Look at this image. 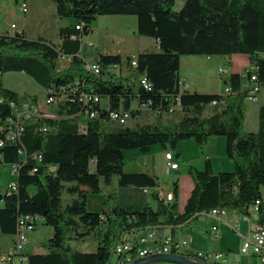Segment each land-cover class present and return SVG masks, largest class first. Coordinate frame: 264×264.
I'll list each match as a JSON object with an SVG mask.
<instances>
[{"label": "trees", "instance_id": "obj_1", "mask_svg": "<svg viewBox=\"0 0 264 264\" xmlns=\"http://www.w3.org/2000/svg\"><path fill=\"white\" fill-rule=\"evenodd\" d=\"M50 1L57 16L75 21L72 27L59 28V44L43 36L30 38L23 29L0 33V163L16 166L15 189L0 188V248L1 236L13 235L18 217L25 214L39 215L51 227L47 240L26 252L25 264H110L125 232L138 234L155 226L173 229L214 208L244 216L253 209L254 221L264 226V102L258 106L256 131L243 129L254 88L244 86V80L254 75L251 81L264 87V0H184L178 10L170 7L175 0ZM116 14L135 15L136 33L155 39L158 49L138 52L135 67L130 66L129 56L98 51L94 58L102 71L95 75L84 67L81 39L99 15ZM236 53L246 54L252 68L223 78L229 92L180 89L181 55ZM62 56L69 61L58 69L56 60ZM111 64L119 65L117 74L106 73ZM124 68L127 72L122 74ZM8 71L25 73L47 93L61 91L64 98L57 101V107L62 115H32L17 138L6 139L4 123L14 110L29 104L39 112L35 95H19L3 85L1 76ZM142 77L148 88L141 85ZM84 93L99 100L85 103L80 98ZM177 98L182 117L162 124L163 114ZM213 100L215 104H211ZM134 101H149L147 108L155 114V121L109 125L104 116L108 110L130 109L134 115ZM207 107L211 113L204 115ZM89 111H97L99 116L89 119ZM212 135L225 138V154L233 169L213 171L208 158L202 169L189 164L193 186L182 210L178 209L177 180L171 184L170 201L152 191L155 207L107 206L104 201L100 211L86 208L88 194L100 192L101 181L109 185L114 176L118 186L159 185L157 176L149 171L123 170L124 149L146 153L156 144L173 149L189 138L202 148ZM87 238L96 239L95 251L71 246V241ZM182 254L205 263L192 250L184 249Z\"/></svg>", "mask_w": 264, "mask_h": 264}, {"label": "rangeland", "instance_id": "obj_2", "mask_svg": "<svg viewBox=\"0 0 264 264\" xmlns=\"http://www.w3.org/2000/svg\"><path fill=\"white\" fill-rule=\"evenodd\" d=\"M7 1H9L7 3ZM6 2L1 3L0 7H13L12 1L7 0ZM39 0H26L27 7L29 8L28 12H23V15L26 17H30V15L34 14L35 7H37ZM48 3L51 4V7H54V4L50 0ZM184 0H175L174 4L170 7L174 10H178L182 5ZM44 16H51L50 20H52L53 24H68L72 23L73 19L69 17H60L53 13L50 15V8H45ZM92 24L93 33L85 39L86 47H89L88 40H94L96 44L101 42V45H98L99 51L102 50L109 51L110 48H116L117 46L124 45L125 48L134 47V43L131 45V35H138L136 30V17L135 15H99ZM107 21V22H106ZM16 24L17 21L14 20ZM110 23V26L114 28L113 36H105V25ZM16 29H9V31L14 32ZM90 33V32H89ZM86 36V35H85ZM98 37V38H95ZM126 37V39H125ZM145 39V36H143ZM143 39V38H142ZM150 39V38H148ZM49 40L55 41L57 40V35L55 33L49 36ZM152 42V40H146V43ZM147 46V50L154 51L157 48L155 45L151 44ZM143 44L145 42L143 41ZM93 47V46H92ZM104 51V52H106ZM109 53V52H106ZM234 55H243V53H236ZM63 61V65L59 64ZM87 62H91V59L87 56ZM58 65L57 68L61 69L65 64L68 63V60L64 57H59L57 59ZM127 70L124 68L122 70V74H125ZM245 72V71H244ZM3 85L11 90L16 91L19 95H35L37 98L36 104L34 106L38 109L39 112L51 115V116H61L62 111L57 107L56 103L47 104L44 101L45 90L34 81L30 76L26 75L21 71H8L4 72L1 76ZM222 89H224V84H222ZM261 90L257 93V100L255 101H247V106L253 105L259 106L264 102V87L260 88ZM135 105V103H132ZM247 108V107H246ZM145 113L140 118L139 122H150L155 121L154 113L150 111H144ZM180 110H175L170 113L171 116L178 118L180 116ZM168 113L163 114L167 115ZM154 119V120H153ZM252 115L249 113L247 118V123L244 126V131H250ZM162 123V121L160 120ZM128 123V124H127ZM127 125L124 126H132L135 125L132 119L127 121ZM167 123V122H166ZM130 124V125H129ZM165 124V123H162ZM111 125V124H109ZM137 125V124H136ZM214 137H221V135H214ZM196 145L194 140L184 139L180 140L176 147L173 149H164L159 144L154 145L149 153H143L135 148L132 149H124L123 150V161L124 167L123 170L125 172H135V171H150L155 174L158 178L159 185L163 188L164 191L168 190L173 180L176 179V173H181L182 176L188 175L187 166L188 162L184 161V158H190L193 156H199L202 154L204 146L202 148L197 145L194 146L196 148H191V144ZM207 145V144H206ZM208 148L212 149L213 145H210ZM165 151H170L173 154V157L179 163L178 172H166V161L164 158ZM179 153L178 157H175V154ZM226 159H229L225 154ZM191 165V163H190ZM202 169L203 167H199L198 169ZM233 169L232 167L229 170ZM223 171L224 169H220ZM15 181V175L11 174V169L9 165L0 163V188L3 190L4 187L9 182ZM182 182V178H181ZM101 190L98 193H89L86 199V208L90 211H100L103 207L104 201H106L107 206H111L117 203L120 206L124 207H132L139 208L142 205L150 204L154 205L155 199L152 196L153 189H148V192L142 190V188L136 186H118L117 185V177L114 176L109 185H105L102 181L100 183ZM33 191V188H32ZM226 211V210H225ZM241 219V218H240ZM215 225L217 230L219 231V235L217 237L211 233V226ZM184 229H191L195 231L198 236V240L200 243L206 246V248L211 253H220L222 254L228 262L231 263H239V264H261L260 258L257 255L251 254L250 251L247 253L240 252L241 238L239 235L249 234L250 227L249 222L243 221L242 219L238 224L231 223V225H226L223 222H220L212 217H205L203 215H198L197 217H193L189 224L184 226ZM51 234V227L43 224L42 222H38L34 229L28 230L25 232L27 244L25 246L26 250L31 251L34 247H38L42 242L47 240V238ZM3 244L2 247L9 245L11 240L10 235H5L2 238ZM71 246L77 250L92 252L95 251L97 247V241L93 238H87L84 241H71ZM113 257H111L110 264L113 262ZM17 264H25V262L17 263Z\"/></svg>", "mask_w": 264, "mask_h": 264}, {"label": "crops", "instance_id": "obj_3", "mask_svg": "<svg viewBox=\"0 0 264 264\" xmlns=\"http://www.w3.org/2000/svg\"><path fill=\"white\" fill-rule=\"evenodd\" d=\"M7 0H0L1 3L6 2ZM9 1H7L8 3ZM13 7H0V33L9 31L10 25L15 24L16 30H22L25 32V34L30 38H35L37 36H43L46 39H49V36L53 33L57 35V40L52 41L54 44L60 43V37L58 34V30L60 27L63 26H70L72 27L75 24V21L73 19V22L68 24H53L52 20H50L51 16H44L45 8H50L52 10L50 12V15L54 11V7H51V4L48 3L49 1L46 0H39L37 7H35L34 14L30 15V17H26L22 13V9L20 7L21 3L25 4V11L28 12L29 8L27 7L26 0H13L12 1ZM15 21H17L18 24H16ZM97 20V19H96ZM95 21V20H94ZM107 22V21H106ZM105 33L103 37L105 36H113L114 35V28L110 26V23H107L105 26ZM11 32V31H10ZM136 32V30H135ZM93 33V27L91 26L90 33H88L86 36H83L82 41V53L86 54L85 60H87V56L91 59V61L95 60L94 56L99 51V46L101 45V42L96 44L94 40H88V43L91 44L89 47H86L85 45V39L90 36ZM98 38V37H95ZM143 38V39H142ZM146 37L145 39L143 36L140 35H131V45L134 43V47H128L125 48L124 45L121 43V45L117 46L116 48H110L111 50L106 51L102 50L101 52H109L111 54H120L122 57L129 56V55H136L140 51L147 50V46L149 45V42L146 43V40H152L150 42L151 44L155 45V47L158 49L157 41L153 38ZM126 39V37H125ZM51 41V40H50ZM143 41L145 44H143ZM93 46V47H92ZM156 49V50H157ZM104 52V53H106ZM229 62V65H228ZM59 64H64L63 61ZM56 65H58V62L56 60ZM67 64L63 66L65 68ZM250 66L249 64V58L247 55H230V56H223V55H201V54H195V55H181L179 57V78H180V89L182 91H189V92H199V93H218L221 92L222 89V80L226 75L230 72H238V73H244V71ZM61 68V69H63ZM219 68L223 69L225 73H219ZM44 90V88H42ZM261 90V89H260ZM259 90V91H260ZM257 96V95H256ZM250 101V100H248ZM105 100H102V103H104ZM135 103L136 102H132ZM131 107H135V105L131 104ZM257 110L258 106H247L246 108V115L244 120V126L247 123L248 114L250 113L252 115V123H251V130L250 131H256L257 129ZM146 111V110H145ZM181 112V111H180ZM145 112L143 111L139 118L132 119L135 125L141 124L142 122H139L140 118L143 116ZM211 113V108L207 107L204 110V115H208ZM182 117V112L180 113V116L178 118H175L168 113L167 115L162 116L161 121L162 123H166L168 121H176L179 120ZM153 117H151L152 119ZM149 119V121H151ZM154 120V119H153ZM113 125V124H111ZM191 144V143H190ZM177 145V144H176ZM210 145H213V148H208ZM154 146V145H153ZM152 146V147H153ZM191 148H196L191 144ZM151 147V148H152ZM176 147V146H175ZM150 148V150H151ZM150 150L146 153H149ZM180 154L177 153V157ZM184 158V161L188 162L189 164L195 166L196 168L204 167L205 158H208L210 161V165L213 171H221L220 169H224L225 171H230L229 169L232 167V161L230 159H226L225 157V138L221 137H214V135L210 136L207 142V145L204 146V149L202 151V154L197 156H193L190 158ZM177 161V160H176ZM178 162V161H177ZM201 169V168H200ZM178 169L171 170L173 172H178ZM166 171V169H165ZM166 171V172H171ZM150 172V171H149ZM153 174V173H152ZM155 175V174H154ZM182 178V182H181ZM178 184V209L182 210L183 205L185 204V201L190 193V190L193 186V182L189 175L182 176L181 173H176V179ZM174 181V180H173ZM172 181V182H173ZM172 184V183H171ZM141 188V187H139ZM148 189H161L163 188L158 185L155 188H147L146 191L148 192ZM171 189V185L168 188V190ZM144 190V188H142ZM150 205V204H149ZM156 201L154 205H151L155 207ZM196 215L195 217H197ZM255 212L253 209H250V215L244 216L242 214H238L233 210H226V213L220 217V219H216L220 222H223L224 224L231 225V223L238 224L239 221L242 219L243 221L249 222L250 230L252 229L255 221ZM241 218V219H240ZM185 226V225H184ZM184 226H176L173 229H171L168 226H155V236L157 238H161L165 235H172L174 238H184L187 240V249L192 250L194 252H203V253H211L205 245L200 243L198 240V236L196 235L195 231L191 229H184ZM215 226V225H212ZM211 226V227H212ZM211 233H213L211 229ZM214 234V233H213ZM215 235V234H214ZM219 235V231L218 234ZM217 235H215L217 237ZM3 236H1V248L0 251L6 250L11 247L12 241H13V235H10L11 242L9 245H6L5 247H2L3 244ZM240 237V235H239ZM25 251H29L26 250ZM250 264V263H247ZM258 264V263H257Z\"/></svg>", "mask_w": 264, "mask_h": 264}, {"label": "built area", "instance_id": "obj_4", "mask_svg": "<svg viewBox=\"0 0 264 264\" xmlns=\"http://www.w3.org/2000/svg\"><path fill=\"white\" fill-rule=\"evenodd\" d=\"M22 11H25V4L21 3L20 5ZM78 27V26H76ZM11 29H15V24L10 25ZM19 31V30H18ZM69 61V57L62 56ZM130 59V66H136L135 55H129ZM84 67L87 71L98 75L101 73L102 68L100 64L93 60L91 62H87L85 60ZM252 68V66H250ZM106 73H115L117 74L120 71V67L118 64H111L105 68ZM219 73L223 74L225 71L219 68ZM255 78L254 75H251L250 80H244V86H254L260 90L259 86L254 82L251 81ZM140 83L144 88H148L149 84L145 77L140 79ZM180 84V82H179ZM229 86H224V89L221 93L229 92ZM64 98V94L60 91L59 94H52L45 92L44 101L47 104L56 103L57 101ZM81 100L83 102H88L89 100L98 101L99 98L91 93H84L81 95ZM252 101L257 100L251 99ZM216 103V101H211ZM149 101H142L135 105L134 111L135 114L130 109H123L119 108L116 110H108L104 116H108V123L117 125V123L121 121H128L132 118H139L140 114L147 110L148 111V104ZM180 110V102L179 98L176 99L174 103H172L167 111H175ZM150 111V110H149ZM151 112V111H150ZM41 112H35L32 108H29V104H23L21 110H14V115L8 117L5 120L4 128L6 129L5 137L8 140H13V138H17L20 134L23 124L26 120H28L32 115L39 114ZM153 113V112H152ZM165 114V113H164ZM94 116H99L97 111H89L87 112V118L92 119ZM81 130H84L82 126ZM3 144V140L0 139V146ZM164 158L166 161V171L176 170L179 167V163L173 157V154L170 151H165ZM10 169H12V174L16 176V166L9 165ZM16 184L15 181H11L7 183L8 189H15ZM146 191V188H144ZM156 193L158 198L163 199V201H170L173 198L172 189L169 190H161L157 189ZM226 211L223 209H216L209 210L207 212H201L199 215H203L205 217H212L215 219H220ZM38 222H41V217L39 215H20L16 222V230L13 234V241L10 248L0 251V264H17L22 263L27 260V254L25 251V246L27 244V239L25 232L31 229H34ZM213 233L215 235L218 234V230L216 226L211 227ZM241 238V245H240V252L247 253L248 251L251 254L257 255L260 258V263L264 264V226L254 223L251 231L249 234L240 235ZM187 240L184 238H174L172 235L168 234L161 238H157L155 236V229H148V227L138 233H127L123 234V241L117 244L114 249V260L112 264H129L134 259L148 256L153 253H182L184 249H187ZM197 255L202 258L205 263L207 262H215L220 264H239V263H231L220 253H203V252H196ZM134 254L136 255L134 257ZM206 263V264H207Z\"/></svg>", "mask_w": 264, "mask_h": 264}, {"label": "water", "instance_id": "obj_5", "mask_svg": "<svg viewBox=\"0 0 264 264\" xmlns=\"http://www.w3.org/2000/svg\"><path fill=\"white\" fill-rule=\"evenodd\" d=\"M177 157V153L175 154ZM206 264L186 258L182 253H153L148 256L134 259L129 264Z\"/></svg>", "mask_w": 264, "mask_h": 264}, {"label": "bare ground", "instance_id": "obj_6", "mask_svg": "<svg viewBox=\"0 0 264 264\" xmlns=\"http://www.w3.org/2000/svg\"><path fill=\"white\" fill-rule=\"evenodd\" d=\"M258 89H256V87H254L253 89H252V91L250 92L251 93V95L248 97V100H250V101H252L251 99H256V96H252V94L254 93V92H256ZM211 104H215V103H213V102H211ZM33 109V111H35V109L34 108H32ZM172 112H174V111H167L166 113H172ZM155 115V114H154ZM94 117H97V116H94ZM107 121H108V116H106V118H105ZM132 119H137V118H132ZM127 123V121H121V122H119V123H117V125L118 126H124V125H127L126 124ZM130 125V124H129ZM13 139H15V138H13ZM11 174H12V169H11ZM213 210V209H212ZM148 229H154V227H150V228H148ZM122 241H123V239H122ZM113 259H114V253H113Z\"/></svg>", "mask_w": 264, "mask_h": 264}]
</instances>
